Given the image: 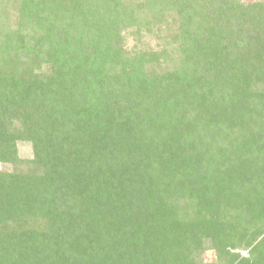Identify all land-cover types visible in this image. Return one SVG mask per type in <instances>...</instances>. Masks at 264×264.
I'll return each mask as SVG.
<instances>
[{
    "label": "trees",
    "instance_id": "16d2710c",
    "mask_svg": "<svg viewBox=\"0 0 264 264\" xmlns=\"http://www.w3.org/2000/svg\"><path fill=\"white\" fill-rule=\"evenodd\" d=\"M18 4L0 264H264V0ZM152 25L163 48L127 52Z\"/></svg>",
    "mask_w": 264,
    "mask_h": 264
},
{
    "label": "rangeland",
    "instance_id": "374dc122",
    "mask_svg": "<svg viewBox=\"0 0 264 264\" xmlns=\"http://www.w3.org/2000/svg\"><path fill=\"white\" fill-rule=\"evenodd\" d=\"M20 0H1V4L5 10L9 13L8 18L4 21L7 28L10 29L19 23V17L16 14V8H18V3ZM245 2H255L258 0H244ZM14 2V3H13ZM16 4V5H15ZM166 27L160 30L159 27L152 25L151 28H143L141 31L129 29L125 30L122 34L125 39L124 47L127 52L139 51V50H161L165 45L168 38L166 37L167 32ZM6 29H0V33L4 32ZM19 156L22 160H31L33 158V150L29 143H19L18 144ZM0 167L4 168L3 165ZM7 166H5V169ZM243 255H247V252H241ZM207 260H215L213 254H207Z\"/></svg>",
    "mask_w": 264,
    "mask_h": 264
}]
</instances>
